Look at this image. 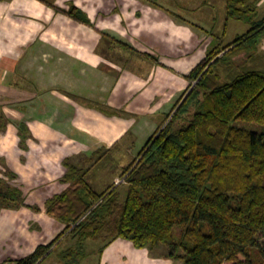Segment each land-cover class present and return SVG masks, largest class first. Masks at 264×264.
I'll return each instance as SVG.
<instances>
[{"label":"crops","instance_id":"0c3cea01","mask_svg":"<svg viewBox=\"0 0 264 264\" xmlns=\"http://www.w3.org/2000/svg\"><path fill=\"white\" fill-rule=\"evenodd\" d=\"M72 6L90 24L68 15ZM212 6L226 9L219 24L216 8L210 17L198 13ZM229 21L226 0H0V176L14 175L27 205L0 212V250L12 256L0 264L25 258L62 229L46 203L69 188L67 161L83 167L117 147L140 153ZM148 254L117 239L100 260L152 264Z\"/></svg>","mask_w":264,"mask_h":264},{"label":"trees","instance_id":"16d2710c","mask_svg":"<svg viewBox=\"0 0 264 264\" xmlns=\"http://www.w3.org/2000/svg\"><path fill=\"white\" fill-rule=\"evenodd\" d=\"M226 1L227 19L252 29L214 44L186 76L191 89L121 175L124 200L114 186L99 193L91 169L67 161L70 186L46 203L65 229L15 264H42L67 237L58 264H82L89 241H105L102 255L117 239L149 251L164 246L165 258L183 264H264V70L246 66L264 39V17L255 20L261 0ZM67 14L90 24L75 6ZM18 127L23 140L31 136L25 122ZM0 203L27 206L5 179Z\"/></svg>","mask_w":264,"mask_h":264},{"label":"rangeland","instance_id":"374dc122","mask_svg":"<svg viewBox=\"0 0 264 264\" xmlns=\"http://www.w3.org/2000/svg\"><path fill=\"white\" fill-rule=\"evenodd\" d=\"M215 8H216V11H215ZM209 9L211 13L208 12V9L206 7L199 9L198 13H201L203 11V13L205 12V14L207 15V17H210L212 12L215 11V14H216L215 19L217 20L218 24L222 20V17L219 16L220 13L222 14L223 19L225 20L226 9L225 10L220 9L219 11L217 6L216 7L212 6ZM258 12L259 13L257 14V19L255 20H260L261 18L264 17V4L262 5V7L259 9ZM180 23H183V22H180ZM252 27H253L252 23L248 24L243 21L230 20L228 23L227 33L224 34V29L221 30L219 33H216L217 34L216 35L217 44H220V46L224 47L225 45L232 43L238 36H242L248 33L249 30L252 29ZM206 32L208 31L206 30ZM208 36L209 35H206V37H204L202 44L204 42L206 45H209L212 39H209L210 37ZM246 64H247L246 66H250L257 70H264V39L261 40L258 50L255 53V56L251 59V61H249ZM192 85L193 84L191 82L187 88V91L184 94H186L188 90L191 89ZM184 94L181 96V98L184 96ZM173 112L174 111H172L170 114L172 115ZM138 154H139V151L133 152V150L130 151L125 148H118V147L112 150L100 149L99 153H97V155L94 158L84 159L83 160L84 162L82 164H84V168L91 169L90 170L91 172L89 173V176H88V180L90 184L92 185V187L95 190H97L99 193H102L112 188V186H114L115 180L123 174L125 168H127L130 164L134 163V161L138 157ZM0 177L4 178L9 183V185L12 184L14 186H17V184L14 183L15 181H13L11 177L6 175V171H4L3 175ZM116 189L119 193H121V197H122L121 201H123L126 196L127 185L125 184V185L118 186ZM1 205L2 204L0 203V206ZM2 209H8V208H2L1 206L0 212ZM61 224H62V229L54 236L55 238L56 236L58 237V235H60L66 227L64 223H61ZM104 243H105L104 240L89 241L88 246H87L89 256L82 264H92V263L96 264L97 262L101 264L100 259L102 255L99 254V251H100V248L104 245ZM261 243L264 244V239H262ZM71 244H72L71 240L68 237L65 238L63 243L59 246L58 250L50 257V259L45 264H52L54 261H56V264H58V253L62 251L64 248H67L68 246H70ZM4 251L0 250V256L2 258L12 257L9 252L10 251L9 249L8 251H5V252ZM167 252H168L167 248L164 246L163 247L161 246L157 250L149 251L148 255L151 259H153L152 264H183L181 261L171 259V258H169L168 263L161 262L160 260L162 259H160V257L161 258L165 257ZM163 260H168V258H165V259L163 258ZM7 264H15V262L9 261L7 262Z\"/></svg>","mask_w":264,"mask_h":264},{"label":"built area","instance_id":"2783aa9c","mask_svg":"<svg viewBox=\"0 0 264 264\" xmlns=\"http://www.w3.org/2000/svg\"><path fill=\"white\" fill-rule=\"evenodd\" d=\"M127 175L126 176H120L119 178H117L114 182V187H118L121 185H125L127 183Z\"/></svg>","mask_w":264,"mask_h":264}]
</instances>
